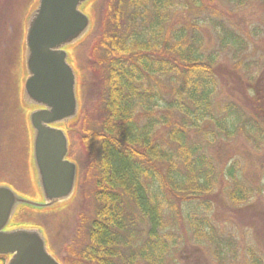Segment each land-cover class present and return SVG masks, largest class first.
I'll return each instance as SVG.
<instances>
[{
	"label": "trees",
	"instance_id": "16d2710c",
	"mask_svg": "<svg viewBox=\"0 0 264 264\" xmlns=\"http://www.w3.org/2000/svg\"><path fill=\"white\" fill-rule=\"evenodd\" d=\"M200 1L185 2L197 6L202 13L207 7L201 8ZM102 2V18L96 24L100 30L94 41L101 58L93 64V70L104 75V87L91 94L98 99L102 116L96 127L81 128V109L67 129L70 140L73 136L79 138L80 145L91 146L93 152L83 161L82 149L84 157L78 179L81 184L86 180L93 184V217L85 232V243L78 251L71 248L60 261L164 264L177 246L180 234L175 233L181 224L182 234L192 233L200 244L207 246L215 264H234L230 259L237 256L236 245L230 236L224 237L217 231L209 216L212 201L205 194L216 186H225L229 176L232 186L227 194L234 206H242L250 196L244 195L246 188L232 173L233 163L219 165L209 157L208 137L213 140L219 133L228 136L234 121H245L249 133L257 129L263 132L261 126L253 118L245 117L243 109L232 102L223 106L220 115H214L216 57L221 48L208 60H202V34H190L186 24L176 27L175 20H170L173 7L182 1ZM9 4L4 1L0 5L1 30L16 10L15 2ZM209 19L202 15L200 20ZM219 23L221 27L216 33L228 34L224 23ZM19 28L17 19L14 35H18ZM164 77L168 88L166 101L158 91ZM93 86L89 87L90 93ZM246 88L252 90L248 103L260 113L264 85L246 83ZM162 107L166 114L160 112ZM140 115L145 116L144 123L137 120ZM260 117L264 118V114ZM211 122L218 133L207 129L208 124L212 128ZM165 127L166 140L159 134ZM192 133L205 142L192 139ZM245 253L244 264H264L253 247L247 246ZM0 264H5L2 255Z\"/></svg>",
	"mask_w": 264,
	"mask_h": 264
},
{
	"label": "rangeland",
	"instance_id": "374dc122",
	"mask_svg": "<svg viewBox=\"0 0 264 264\" xmlns=\"http://www.w3.org/2000/svg\"><path fill=\"white\" fill-rule=\"evenodd\" d=\"M4 1L5 5L15 2L16 10L6 28L0 29V182L9 183L18 191L25 192L26 196L35 198L38 191L26 161L30 157L29 132L26 131L28 109L23 110L20 106L19 79L22 74L18 72V65L21 30L17 36L13 32L14 22L18 19L21 23L27 4L31 0H0V5ZM102 1L95 0L92 8L89 5L88 9L94 18L91 33H88L72 54L73 64L79 72L80 110L83 111L80 117L81 128L96 127L102 116L98 99L95 100L91 95L99 87L100 89L104 87V75L93 70V64L101 58V52L95 49L97 42L94 41L100 26L96 24L99 18L100 21L102 18ZM179 1H182V4L176 3L170 20L171 22L175 20L176 27L186 24V30L190 34L192 32L202 34L204 41L202 60H208V56L212 57L217 53L216 50L221 48L216 57L217 84L212 96L214 115H220L223 106L232 102L243 109L245 117L253 118L261 126L260 130H263L260 132L257 129L249 133L244 127L245 121H234L228 136L219 133L221 135L213 140L208 137L210 144L207 143V154L219 165L234 164L232 173L246 188L244 195L250 196V200L242 206H234L227 194L232 186V179L229 176L225 178V186L214 187L210 194H205V197L212 201V211L209 212V216L217 231L224 237L230 236L236 245V258L228 259L234 264H244V257L247 256L245 249L249 246L253 247L264 260V118L260 117L264 114V102L258 113L248 103L251 95L249 91L252 90L246 88V83L253 86L264 85V0H201V8L207 7L201 10L202 13L197 6L187 4L185 2L187 0ZM202 15L210 19L201 21ZM219 21L224 23L228 34L216 33L221 27ZM222 35H225L224 38L221 37ZM170 42H173L172 38ZM86 62L87 66H84ZM92 84L94 86L90 93L89 87ZM160 85V90L155 86L154 89L160 91L166 101L168 98L166 77ZM262 92L264 93L263 89ZM160 112L167 113L165 108ZM137 120L144 123L145 116L140 115ZM209 126L208 124V130L218 133L213 122H211L212 128ZM159 134L166 140L167 128H163ZM191 138L205 142L196 133H192ZM69 141L71 158L77 162L79 179L83 153L84 161L93 152L91 153V146L85 143L83 146L80 145V139L75 136ZM82 149H84L83 153ZM217 172L218 168L216 174ZM78 181L67 202L40 212L24 208L17 216V213L14 214L6 229L13 227L16 222H34L44 227L49 247L59 258L68 255L72 249L78 251L85 243V232L93 217L91 198L93 184L90 180L82 184ZM178 227L180 230L177 229L178 233L175 234H180V237L174 248L175 252L173 250V254L165 258L164 264H215L207 246L200 244L199 239H196L192 233L182 234L184 226L181 224ZM206 240L207 238L204 239ZM139 264H147V262L141 261Z\"/></svg>",
	"mask_w": 264,
	"mask_h": 264
},
{
	"label": "water",
	"instance_id": "95a60500",
	"mask_svg": "<svg viewBox=\"0 0 264 264\" xmlns=\"http://www.w3.org/2000/svg\"><path fill=\"white\" fill-rule=\"evenodd\" d=\"M94 2L31 0L21 19L20 106L28 109L26 161L38 192L32 198L0 182V255L6 257L5 264H62L41 225L6 226L24 208L40 212L67 202L76 188L78 166L68 156L67 129L79 116L81 96L72 54L93 27L88 8Z\"/></svg>",
	"mask_w": 264,
	"mask_h": 264
}]
</instances>
